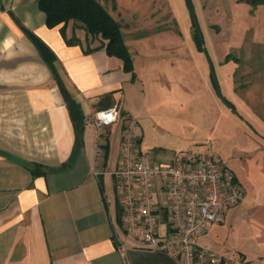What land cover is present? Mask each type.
<instances>
[{"label": "crops", "instance_id": "crops-1", "mask_svg": "<svg viewBox=\"0 0 264 264\" xmlns=\"http://www.w3.org/2000/svg\"><path fill=\"white\" fill-rule=\"evenodd\" d=\"M38 1L0 0V264H177L167 253L147 249L128 237L123 229V207L112 173L119 165L125 118L139 122L123 108L130 94L128 87L134 89L136 83L133 74L124 71L122 60L108 56L104 49L86 54V34L73 22L66 34L68 38L75 34L82 46H68L61 27L47 28ZM111 9L106 7L119 22L114 13L122 8ZM121 10L118 15H128ZM130 15L137 22L136 14ZM25 30L41 39L53 58L45 59ZM121 30L130 50L124 27ZM252 46L259 51L264 39L256 34ZM50 61L82 108L80 143ZM241 75L239 78L251 81L235 84L234 90L264 86L262 74L249 71ZM246 98L252 103L250 96ZM248 105L256 114L259 105ZM113 107L121 116L105 128V146L98 154V131L88 121ZM216 128L213 125L214 131ZM154 151L162 161L181 153ZM36 168L40 174L34 175ZM263 176L264 167L258 179L262 181ZM245 197L228 210L225 222L232 217L239 220L246 211L264 204L253 194ZM120 248L125 249L124 256ZM213 250L264 264L262 243Z\"/></svg>", "mask_w": 264, "mask_h": 264}, {"label": "rangeland", "instance_id": "rangeland-1", "mask_svg": "<svg viewBox=\"0 0 264 264\" xmlns=\"http://www.w3.org/2000/svg\"><path fill=\"white\" fill-rule=\"evenodd\" d=\"M98 1L109 11L118 6L129 12L118 15L117 10L114 17L124 27L134 63L136 83L134 89L128 87L123 108L140 123L142 150L212 155L234 171L245 196L253 194L264 203V179H258L264 167V86L233 89L250 83L239 78L249 71L262 74L264 83V47L258 51L252 46L256 34L264 39V5L239 0ZM131 12L137 22L131 21ZM212 71L231 106L216 94ZM248 103L259 105L256 114ZM263 205L239 220L232 217L222 227H211L199 241L212 251L259 243L264 249Z\"/></svg>", "mask_w": 264, "mask_h": 264}, {"label": "built area", "instance_id": "built-area-1", "mask_svg": "<svg viewBox=\"0 0 264 264\" xmlns=\"http://www.w3.org/2000/svg\"><path fill=\"white\" fill-rule=\"evenodd\" d=\"M120 116L113 107L89 119L98 131V154L105 146V128ZM122 138L119 165L112 175L128 237L167 253L177 264H252L240 256L228 258L199 241L211 227L223 225L228 210L245 199L232 169L213 156L176 153L159 160L154 150H142V132L132 117L125 118ZM119 251L125 255L124 248Z\"/></svg>", "mask_w": 264, "mask_h": 264}, {"label": "trees", "instance_id": "trees-1", "mask_svg": "<svg viewBox=\"0 0 264 264\" xmlns=\"http://www.w3.org/2000/svg\"><path fill=\"white\" fill-rule=\"evenodd\" d=\"M252 6L264 5V0H239ZM39 9L46 16V26L49 29L61 27V35L68 46H78L82 43L74 34L68 38L66 31L69 23L73 22L86 34V48L84 52L90 54L98 49H104L110 57L122 60L124 71L134 73V63L128 47L125 44L121 25L98 0H39ZM195 23V21H194ZM196 25V23H195ZM26 35L34 42L42 56L47 59L53 58L49 48L32 32L26 31ZM195 39L199 49H202V38L196 30ZM98 43V46L93 47ZM54 72V77L67 104L72 122L76 131V140L80 143L84 133V115L82 108L65 88L59 76L53 68L52 61L48 62ZM133 78L134 74H133ZM211 81L216 94L227 102L221 92L215 73L212 71ZM228 103V102H227ZM230 106L231 104L228 103ZM39 168L33 171L34 175L40 174Z\"/></svg>", "mask_w": 264, "mask_h": 264}]
</instances>
